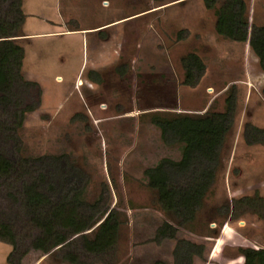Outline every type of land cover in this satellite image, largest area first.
Listing matches in <instances>:
<instances>
[{"label": "rangeland", "instance_id": "rangeland-1", "mask_svg": "<svg viewBox=\"0 0 264 264\" xmlns=\"http://www.w3.org/2000/svg\"><path fill=\"white\" fill-rule=\"evenodd\" d=\"M7 9L5 4L4 13ZM21 12L22 33L30 35L20 41L21 72L40 93L15 133L17 155L22 160L65 155L85 177L83 202L101 199L100 213H116L120 227L112 254L102 258L84 252L78 236L64 251L46 255L31 248L35 233L18 238L20 264H69L63 259L67 252L77 264H173L175 240L153 239L163 222L174 221L159 210L143 172L162 158L178 160L179 151L163 145L147 115L157 108L221 113L231 93L234 125L215 184L194 229L179 228L176 240L204 247L193 264H242L238 249L264 246L263 221L251 213L231 218L233 201L264 197V145H247L243 135L247 124L264 130V73L248 43L219 37L213 12L202 0H22ZM106 22L116 23L107 30L63 33ZM249 22L264 25V0H250ZM181 31L186 34L179 39ZM192 52L205 66L195 88L181 84L180 59ZM12 251L0 242V264H9Z\"/></svg>", "mask_w": 264, "mask_h": 264}, {"label": "trees", "instance_id": "trees-1", "mask_svg": "<svg viewBox=\"0 0 264 264\" xmlns=\"http://www.w3.org/2000/svg\"><path fill=\"white\" fill-rule=\"evenodd\" d=\"M202 2L206 10L213 12L215 33L232 42L248 43L264 73V25L250 24V0ZM21 4L22 0H0V242L13 248L9 264H20L24 255L17 239L34 233L30 246L44 255L64 251L70 240L78 236L84 252L102 258L112 254L117 241L120 222L116 213L101 214V199L93 204L83 202L85 177L69 164L65 155L27 160L17 155L20 141L15 133L21 129L25 114L35 110V99L40 93L38 84L27 81L21 72L24 57L19 40L23 37L24 23ZM185 34L186 31H181L178 38ZM180 64L181 84L195 88L205 74L201 58L194 52L188 53ZM117 72L122 76L125 69ZM90 74L97 76L94 72ZM235 104L231 93L221 113L189 114L177 113L176 108H157L158 111L147 115L149 123L159 131L163 145L179 151L178 160L162 158L143 172L147 187L156 194L159 210L174 221L163 222L153 239L156 244L175 240L173 264H193L194 257L203 255L202 245L176 240V233L179 228L194 229L196 216L215 184L225 140L234 125ZM243 135L247 145H264V130L247 124ZM32 176L35 177L30 182L23 183ZM19 183H22L20 191L15 188ZM231 210V218L251 213L264 222V197L258 194L241 197L233 201ZM238 254L242 264H264V246L240 248ZM63 259L77 264L76 257L69 252Z\"/></svg>", "mask_w": 264, "mask_h": 264}, {"label": "crops", "instance_id": "crops-1", "mask_svg": "<svg viewBox=\"0 0 264 264\" xmlns=\"http://www.w3.org/2000/svg\"><path fill=\"white\" fill-rule=\"evenodd\" d=\"M132 17H134V16H132ZM113 23H116V22H106V23H101V24L96 25V26L89 27V28L75 29V30H71V31L67 30V31H65L63 33L64 34L86 33V32H92V31H96L98 29H103V28H105V30H107V29H111L110 25H112ZM103 31H101V32H103ZM54 34H56V33H54ZM22 35H23V37H21L19 39L20 41H27L24 37H29L30 36V35H25L23 33H22ZM47 35H52V34H47ZM177 113H179V112H177Z\"/></svg>", "mask_w": 264, "mask_h": 264}]
</instances>
